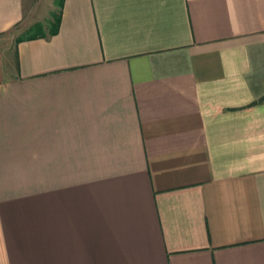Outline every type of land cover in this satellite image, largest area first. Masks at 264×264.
Here are the masks:
<instances>
[{"label": "crops", "instance_id": "1", "mask_svg": "<svg viewBox=\"0 0 264 264\" xmlns=\"http://www.w3.org/2000/svg\"><path fill=\"white\" fill-rule=\"evenodd\" d=\"M53 7L0 0V264H264V0Z\"/></svg>", "mask_w": 264, "mask_h": 264}, {"label": "trees", "instance_id": "2", "mask_svg": "<svg viewBox=\"0 0 264 264\" xmlns=\"http://www.w3.org/2000/svg\"><path fill=\"white\" fill-rule=\"evenodd\" d=\"M54 5L57 6L56 9L52 10V27L50 28L51 31H55L58 21H59V14L62 8L63 0H53ZM43 34L42 25L40 22H34L24 33L18 35L16 40L32 38L37 35ZM264 98V95L261 99Z\"/></svg>", "mask_w": 264, "mask_h": 264}, {"label": "rangeland", "instance_id": "3", "mask_svg": "<svg viewBox=\"0 0 264 264\" xmlns=\"http://www.w3.org/2000/svg\"><path fill=\"white\" fill-rule=\"evenodd\" d=\"M56 8H57V6H56V5H54L53 9H56Z\"/></svg>", "mask_w": 264, "mask_h": 264}]
</instances>
